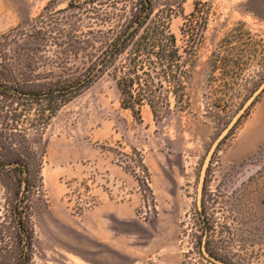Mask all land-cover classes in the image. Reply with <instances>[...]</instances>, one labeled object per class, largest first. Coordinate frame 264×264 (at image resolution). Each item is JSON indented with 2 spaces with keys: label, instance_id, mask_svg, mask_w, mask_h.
<instances>
[{
  "label": "rangeland",
  "instance_id": "374dc122",
  "mask_svg": "<svg viewBox=\"0 0 264 264\" xmlns=\"http://www.w3.org/2000/svg\"><path fill=\"white\" fill-rule=\"evenodd\" d=\"M83 1L0 0V35L39 16L71 24ZM167 1L176 13L170 30L181 48L184 17L197 2L208 13L184 109L170 96L169 113L155 120L144 107L137 122L104 75L62 107L45 130L30 126L34 110L23 113L19 129L41 164L39 193L29 198L31 264H213L201 253L203 239L208 254L222 262L264 264V92L208 158L264 81V0ZM46 73L40 68L36 75ZM131 149L149 169L151 192L144 173L122 168L139 169L135 158L122 156ZM105 202L120 206L125 217L111 223L125 250L109 255L93 238L99 230L82 219Z\"/></svg>",
  "mask_w": 264,
  "mask_h": 264
},
{
  "label": "trees",
  "instance_id": "16d2710c",
  "mask_svg": "<svg viewBox=\"0 0 264 264\" xmlns=\"http://www.w3.org/2000/svg\"><path fill=\"white\" fill-rule=\"evenodd\" d=\"M203 7L195 3L183 19L184 48L170 30L176 13L167 0H84L71 24L39 16L0 35V264L32 261L29 198L39 193L41 164L19 129L23 113L34 110L30 126L45 130L62 107L104 75L114 82L120 106L137 122L144 107L155 120L169 113L170 96L177 109H184L190 68L208 23ZM40 68L47 77L36 75ZM122 156L137 160L139 169L122 168L144 173L150 191V172L140 153L131 149V155Z\"/></svg>",
  "mask_w": 264,
  "mask_h": 264
},
{
  "label": "crops",
  "instance_id": "0c3cea01",
  "mask_svg": "<svg viewBox=\"0 0 264 264\" xmlns=\"http://www.w3.org/2000/svg\"><path fill=\"white\" fill-rule=\"evenodd\" d=\"M124 218L125 217L123 209H120V206L111 204L109 202H105L102 206L88 210L82 216V219L86 220L87 225L89 223L87 228L92 230H99V232L93 234V238L95 241L100 242L102 245H104L102 246V253H105V255H109V252L111 250H117L118 252H120V250H125L124 241L120 249V236L116 235L117 233L111 225L113 220L124 221ZM94 248L96 249L97 247Z\"/></svg>",
  "mask_w": 264,
  "mask_h": 264
},
{
  "label": "water",
  "instance_id": "95a60500",
  "mask_svg": "<svg viewBox=\"0 0 264 264\" xmlns=\"http://www.w3.org/2000/svg\"><path fill=\"white\" fill-rule=\"evenodd\" d=\"M263 92H264V81L261 84V86L247 99V101L244 103V105L239 110V112L234 116V118L232 119L230 124L227 126V128L221 133L219 138L216 140V142L212 146V148L208 154V158L211 155V153L213 152V150L215 149V147L217 146V144L225 137V135L228 133V131L236 124V122L241 118V116L244 115V113L253 105V103L256 101V99L259 97V95L262 94ZM205 169H206V162L202 168V171L200 174V180H199V184H198V188H197V204H198V207H199L200 199H201L202 185H203V179H204V175H205ZM201 253H202L203 257H205V259H207L210 263L227 264V263L222 262L218 259H215L214 257H211L208 254V252L205 248L204 239H203L202 245H201Z\"/></svg>",
  "mask_w": 264,
  "mask_h": 264
},
{
  "label": "bare ground",
  "instance_id": "6f19581e",
  "mask_svg": "<svg viewBox=\"0 0 264 264\" xmlns=\"http://www.w3.org/2000/svg\"><path fill=\"white\" fill-rule=\"evenodd\" d=\"M250 143V142H249ZM250 146V145H249Z\"/></svg>",
  "mask_w": 264,
  "mask_h": 264
}]
</instances>
